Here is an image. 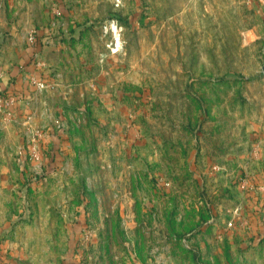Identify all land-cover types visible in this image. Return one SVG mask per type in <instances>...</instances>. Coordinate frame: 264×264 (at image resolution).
<instances>
[{
	"label": "rangeland",
	"instance_id": "rangeland-1",
	"mask_svg": "<svg viewBox=\"0 0 264 264\" xmlns=\"http://www.w3.org/2000/svg\"><path fill=\"white\" fill-rule=\"evenodd\" d=\"M263 67L264 0H0V264H264Z\"/></svg>",
	"mask_w": 264,
	"mask_h": 264
},
{
	"label": "built area",
	"instance_id": "built-area-1",
	"mask_svg": "<svg viewBox=\"0 0 264 264\" xmlns=\"http://www.w3.org/2000/svg\"><path fill=\"white\" fill-rule=\"evenodd\" d=\"M0 77H1V70H0ZM43 86V84H41V83H36V86L38 87V86ZM34 156H36V155H34ZM233 225V223H230L229 224V226L231 227Z\"/></svg>",
	"mask_w": 264,
	"mask_h": 264
},
{
	"label": "crops",
	"instance_id": "crops-1",
	"mask_svg": "<svg viewBox=\"0 0 264 264\" xmlns=\"http://www.w3.org/2000/svg\"><path fill=\"white\" fill-rule=\"evenodd\" d=\"M4 84V83H3ZM3 87V85L1 84L0 85V89ZM12 95V94H11ZM20 95V97H22V94H19ZM18 98H19V96H17ZM0 100H1V98H0Z\"/></svg>",
	"mask_w": 264,
	"mask_h": 264
},
{
	"label": "water",
	"instance_id": "water-1",
	"mask_svg": "<svg viewBox=\"0 0 264 264\" xmlns=\"http://www.w3.org/2000/svg\"><path fill=\"white\" fill-rule=\"evenodd\" d=\"M263 71H264V67H263Z\"/></svg>",
	"mask_w": 264,
	"mask_h": 264
}]
</instances>
